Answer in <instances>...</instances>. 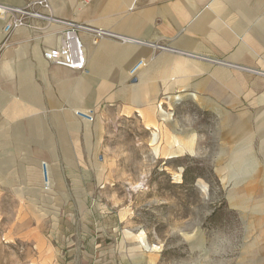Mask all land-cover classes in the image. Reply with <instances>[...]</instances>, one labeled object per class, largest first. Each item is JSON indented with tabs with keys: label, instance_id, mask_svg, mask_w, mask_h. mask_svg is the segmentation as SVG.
<instances>
[{
	"label": "rangeland",
	"instance_id": "374dc122",
	"mask_svg": "<svg viewBox=\"0 0 264 264\" xmlns=\"http://www.w3.org/2000/svg\"><path fill=\"white\" fill-rule=\"evenodd\" d=\"M121 2L0 0V264H264V0Z\"/></svg>",
	"mask_w": 264,
	"mask_h": 264
},
{
	"label": "built area",
	"instance_id": "2783aa9c",
	"mask_svg": "<svg viewBox=\"0 0 264 264\" xmlns=\"http://www.w3.org/2000/svg\"><path fill=\"white\" fill-rule=\"evenodd\" d=\"M14 10V8H12L11 6H5L0 4V16L4 15V14H8L9 12H12ZM10 23H8L7 26H5V29L8 30L10 29ZM75 38L74 36H69L67 33L66 39L63 41V45L61 46V49L58 50H52L49 51L46 55L48 58L55 60L58 64L60 65H64L70 68H81L83 67V63H82V59H80L79 56H77L75 50H73V46H70L71 44H69V41ZM77 39V37H76ZM136 65V64H135ZM133 66L130 71L133 73L136 70V66ZM138 65V64H137ZM89 113V112H88ZM88 113H80L83 119H88L91 120L92 119V114H88Z\"/></svg>",
	"mask_w": 264,
	"mask_h": 264
},
{
	"label": "bare ground",
	"instance_id": "6f19581e",
	"mask_svg": "<svg viewBox=\"0 0 264 264\" xmlns=\"http://www.w3.org/2000/svg\"><path fill=\"white\" fill-rule=\"evenodd\" d=\"M124 1H125V2L127 3V5L130 6V7H132V6H133L132 4H134V3H133L134 0H124ZM80 4H82V3L80 2ZM5 17H6V14H4L3 16H0V18H2V20H3V23H4V19H5ZM51 20H52V19H51ZM3 23H2V27H3ZM2 27H1V29H2V33H3V38H2V39H4L5 36H6V34H8V33H6V31H5L4 28H2ZM94 31H95V30H94ZM99 33H100V32H99ZM103 34H105V33H103ZM68 35H69V36H74V37H75V38H72V39L69 41V44H71L70 46H73L72 48H73V50H75L77 56H79L80 59H82L83 67L80 68V69H82V68L85 67L84 64L86 65V62H87V58H86V47H85L83 41L80 40V37H79V36H77V39H76V35H75L73 32H69ZM62 38H63V37H62ZM129 41H131V40H129ZM57 42H58V44H59V46H60V49H61V46L63 45V40H61L60 36L58 37Z\"/></svg>",
	"mask_w": 264,
	"mask_h": 264
},
{
	"label": "crops",
	"instance_id": "0c3cea01",
	"mask_svg": "<svg viewBox=\"0 0 264 264\" xmlns=\"http://www.w3.org/2000/svg\"><path fill=\"white\" fill-rule=\"evenodd\" d=\"M99 1H100V0H99ZM116 1H118V0H116ZM120 1H122V2H121L122 5H124V6H128L127 3H126L124 0H120ZM102 12H103V9H102ZM105 14H106V13H105ZM1 19H2V18H0V25H1L2 22H3ZM0 27H2V26H0ZM165 29H166V28H165ZM165 31H167V30H165ZM0 32H1V29H0ZM168 32H171V31H168ZM54 38H55V35H52V38H51V39L54 40ZM212 39H213V38H212ZM213 41H216V38H214ZM215 45H217V44L215 43ZM217 46H218V45H217ZM218 47H219V48H222L221 46H218ZM3 58H4V57H1L0 60H2ZM5 60H6V59H5ZM3 61H4V60H3ZM3 63L6 64V63H8V61H4ZM3 63H2V64H3Z\"/></svg>",
	"mask_w": 264,
	"mask_h": 264
}]
</instances>
